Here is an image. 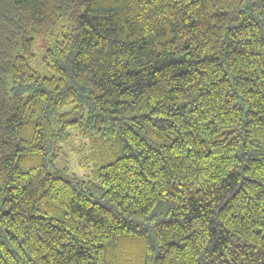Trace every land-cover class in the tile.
I'll use <instances>...</instances> for the list:
<instances>
[{
    "label": "trees",
    "instance_id": "trees-1",
    "mask_svg": "<svg viewBox=\"0 0 264 264\" xmlns=\"http://www.w3.org/2000/svg\"><path fill=\"white\" fill-rule=\"evenodd\" d=\"M0 264H264V0H0Z\"/></svg>",
    "mask_w": 264,
    "mask_h": 264
},
{
    "label": "rangeland",
    "instance_id": "rangeland-1",
    "mask_svg": "<svg viewBox=\"0 0 264 264\" xmlns=\"http://www.w3.org/2000/svg\"><path fill=\"white\" fill-rule=\"evenodd\" d=\"M78 140L74 139L72 144L78 145ZM75 147H71V144L64 143L63 149L59 152L57 166L66 167L69 174L77 175L81 178H91V166L89 162H79V154L74 151Z\"/></svg>",
    "mask_w": 264,
    "mask_h": 264
}]
</instances>
